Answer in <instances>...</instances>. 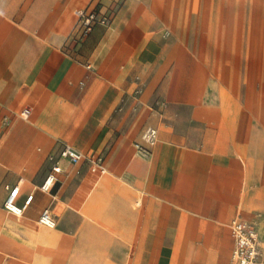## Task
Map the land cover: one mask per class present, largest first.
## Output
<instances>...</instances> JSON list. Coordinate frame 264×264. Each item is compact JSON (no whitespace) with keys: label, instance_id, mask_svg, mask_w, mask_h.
<instances>
[{"label":"crops","instance_id":"crops-1","mask_svg":"<svg viewBox=\"0 0 264 264\" xmlns=\"http://www.w3.org/2000/svg\"><path fill=\"white\" fill-rule=\"evenodd\" d=\"M97 1L0 0V264H57L58 235L37 223L65 240L80 228L82 264H235L236 217L264 248L263 34L246 42L244 14L228 12L223 59L192 43L212 36L217 51L206 19L224 0H102L111 24L78 42L79 10ZM64 141L107 171L62 160L43 191ZM17 184L19 204L34 193L21 216L5 208ZM45 208L56 227L38 221Z\"/></svg>","mask_w":264,"mask_h":264},{"label":"built area","instance_id":"built-area-1","mask_svg":"<svg viewBox=\"0 0 264 264\" xmlns=\"http://www.w3.org/2000/svg\"><path fill=\"white\" fill-rule=\"evenodd\" d=\"M117 0H112V3ZM102 0H98L95 4L88 5L79 10L78 20L74 30V39L78 42L83 41L96 26H109L112 22V14L105 7ZM168 32H165V35ZM23 115L28 117L31 109L26 107L22 111ZM7 122L9 119L6 117ZM159 130L155 126H146L142 131L141 138L136 142V147L142 153L147 154L150 149L158 142ZM50 163L49 172L45 180L40 185V189L50 192L58 180V174L62 172V160H68L71 164H79L81 162H89L90 168L94 172L105 173L107 171L104 156L102 154L93 153L88 155L83 151L73 147L67 142H62L58 150L50 152L48 155ZM9 190L5 200V208L15 214H23L31 205L34 199V193H30L23 204L18 203L20 194V186H6ZM38 221L48 227L54 228L57 220L50 208H45ZM231 231L234 237V249L232 258L235 264H264V248L261 245V239L256 224L248 219L236 217L231 222Z\"/></svg>","mask_w":264,"mask_h":264},{"label":"rangeland","instance_id":"rangeland-1","mask_svg":"<svg viewBox=\"0 0 264 264\" xmlns=\"http://www.w3.org/2000/svg\"><path fill=\"white\" fill-rule=\"evenodd\" d=\"M218 1H223V0H218ZM225 2H217L216 3V18L215 19H206V21L211 23V29H213L212 33H216V43H217V51L213 49L212 44L213 39L212 36H200V41H197V38L195 41H193V45L195 48H200V49H205L208 50L209 53L211 54H217V56L221 58H228V12H232L233 16L237 12H242L243 15V23H244V28H245V40L246 42H253V35L256 34V30H259V34H263L264 38V0H224ZM96 3V2H95ZM94 3V4H95ZM183 22L186 23L188 22V19H183ZM208 28V24H207ZM206 28V29H207ZM215 29V31H214ZM167 31V30H166ZM165 31V32H166ZM168 34L165 36H169L170 32L167 31ZM249 39V41H248ZM219 45L222 46L224 49L218 50ZM247 45V44H245ZM264 47V46H263ZM253 54L255 53L254 51L252 52ZM259 57L264 58V48L259 51ZM231 58H236L237 55L236 53H233V55L230 56ZM244 57H247L246 55ZM249 57H252L251 55ZM254 57V56H253ZM218 70H226V73L228 74V67H220ZM7 122V120L5 121ZM88 165L84 164V166L81 167V169H87ZM97 184L96 182H93V186ZM100 184V183H99ZM58 215V223H60L59 218L62 217L63 213L61 210L57 209L54 211ZM38 227L41 229H46V230H53L54 232L57 233V264H65V262L70 259L71 254L75 255L74 258L72 259L73 264H82V259L81 255L79 253H72V249L75 248V241L78 238V235L80 233V228L73 232L72 236L69 235L67 236L69 240H65L64 235L59 231H56V229H49L41 226L38 224ZM59 226V225H58ZM67 259V260H66Z\"/></svg>","mask_w":264,"mask_h":264},{"label":"bare ground","instance_id":"bare-ground-1","mask_svg":"<svg viewBox=\"0 0 264 264\" xmlns=\"http://www.w3.org/2000/svg\"><path fill=\"white\" fill-rule=\"evenodd\" d=\"M21 216V214H19Z\"/></svg>","mask_w":264,"mask_h":264}]
</instances>
